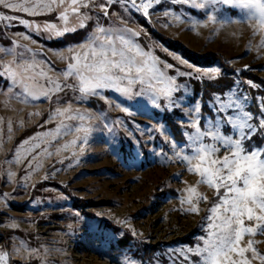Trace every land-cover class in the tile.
I'll list each match as a JSON object with an SVG mask.
<instances>
[{"label":"rangeland","instance_id":"1","mask_svg":"<svg viewBox=\"0 0 264 264\" xmlns=\"http://www.w3.org/2000/svg\"><path fill=\"white\" fill-rule=\"evenodd\" d=\"M40 2L27 0L28 5ZM151 2L147 16L132 8L128 0H77L79 16L72 13L71 0H64L55 11L44 9L35 16L0 8V12L34 26L28 28L19 20L0 22V48L23 53L53 79L63 80L60 73L67 60L60 57H70L69 49H79L103 26L139 33L133 37L135 42L158 58L166 76L174 77L179 85L171 100L157 99L159 107L148 96L127 99L112 90L94 96L66 89L50 98L18 97L20 89L2 74V64L14 57L0 53V252L8 253L0 264H187L183 250L200 243L215 193L175 159L172 141L186 142L196 105L207 126L216 115L217 96L227 99L243 94L247 97L243 106L250 111L252 91L259 114L250 112L258 120L264 115V91L252 82H240L237 75L224 73L217 64L198 65L187 60L152 32L200 56L221 54L232 67L264 80V30L254 32L249 22H240L241 10L222 0ZM101 5L106 6L107 15ZM65 8L68 26L76 31L61 35L56 30L45 31V25L63 28L58 16ZM213 15L215 22L208 19ZM80 20L85 25L82 28ZM35 25L40 26L39 31ZM79 32V41L51 46ZM222 75H229L234 84L223 94H213L204 114L192 79L212 80ZM69 106L72 115L88 114L83 122L91 126L87 143H81L83 132H75L81 121L55 113L57 108ZM168 120L179 127L180 137L174 136ZM36 144L40 147L34 148ZM246 147L264 149V132L258 131ZM189 187L207 197L200 200L198 213L181 203ZM249 239L258 241L255 247L264 254V235H245L241 246ZM138 244L153 247L150 260L139 258ZM247 255L251 259L252 254ZM251 264L261 261L253 259Z\"/></svg>","mask_w":264,"mask_h":264},{"label":"snow or ice","instance_id":"2","mask_svg":"<svg viewBox=\"0 0 264 264\" xmlns=\"http://www.w3.org/2000/svg\"><path fill=\"white\" fill-rule=\"evenodd\" d=\"M128 2L136 11L142 10L145 16L153 6L151 0L147 3L142 0L139 4L136 0ZM159 2L160 0H156V3ZM222 2L240 9V22H249L254 32L264 30V0ZM63 5L64 0H59V3L57 0H42L31 5H28L27 0L19 3L15 0H0V8L23 12L29 16L43 14L44 9L52 12ZM76 5L77 0H71L72 13L79 16L80 9ZM197 6L203 8L205 5ZM101 8L107 15L106 6L101 5ZM58 19L64 22L63 28L45 25L44 30H56L57 35L76 31L75 27L68 26L67 8L59 12ZM208 19L215 22L216 17L213 15ZM14 20H19V23L28 28L34 27L26 19L0 12V22ZM84 26L83 20H80L79 27ZM35 29L39 31L40 26L35 25ZM138 35L139 33L129 29L113 31L98 26L91 38L80 45L79 49H69L72 53L70 57H60L61 60H67L66 68L60 73L62 81L53 79L44 68L39 67L34 60L30 61L23 53L0 48V53L14 57L2 64V74L12 80L14 88L20 89L18 97L39 99L42 95L50 98L66 89L79 92L82 96H94L103 90H112L127 99L148 96L152 104L159 107L157 99L163 96L171 100L173 93L179 91V85L175 83L174 77L166 76L158 58L151 56L135 42L133 37ZM261 45L264 46V41ZM171 67L172 65H164V68ZM246 100L247 97L243 94L227 99L217 96L216 115L207 126L202 123L200 107L196 105L191 113L193 118L188 124L190 130L185 133L186 142L177 144L172 141L175 159L183 163L188 172L198 175L199 182L212 189L216 197L208 209L205 218L207 224L204 235L199 238L200 243L183 250V258L187 264H251L257 258L264 264V254L255 247L258 241L249 239L246 246H241L245 235H264V149L246 147V142H250L258 131L264 132V115L256 120L250 111L245 110L242 101ZM261 110L264 112V100L261 102ZM71 112V106L55 110L57 116L81 121L75 126V132H83L81 143H87L91 126H86L83 122L89 118L88 114L77 112L72 115ZM65 128L72 131L67 126ZM59 131L58 128L57 132ZM47 135L46 133L45 136ZM71 143L75 145L77 141L73 140ZM39 147V144L34 146ZM185 192L187 195L181 203H187L191 212L198 213L200 200L206 201L207 197L200 195L196 187H189ZM249 252L252 254L251 259L247 255ZM7 256L8 253L0 252V261H5ZM192 256L198 259L192 261Z\"/></svg>","mask_w":264,"mask_h":264},{"label":"trees","instance_id":"3","mask_svg":"<svg viewBox=\"0 0 264 264\" xmlns=\"http://www.w3.org/2000/svg\"><path fill=\"white\" fill-rule=\"evenodd\" d=\"M152 36L165 42L173 50L179 51L182 54V56L189 61H192L198 65L209 64L211 66L213 64H217L224 70V73L231 74V75H237V79L240 80V82H244V81L252 82L256 84L257 86H259L260 89L264 91V80L262 78H257L250 74H246L241 69L232 67L229 64L228 59L222 56L221 54L208 53V54L200 56V55L189 52L183 45L172 42L166 37L160 36L156 34L155 32H152ZM81 37H82L81 32H79L78 34H69L65 38L60 40L59 42L51 44V46L52 47H62L67 44H71V43H75L79 41ZM233 84H234V80L229 75H222L212 80L200 79V78L192 79V82H191L192 89L194 93L199 96L202 113L205 114L209 111L208 102L211 100V97L213 94H223L225 91L229 90L233 86ZM252 93L253 92L251 91L250 111L254 115H257L259 114L258 101H257L255 94L253 95ZM168 126L170 127L172 133H174V136L176 138L180 137V132H179L180 130L176 124L168 120ZM149 204L150 202L146 198V203L144 205L148 207ZM135 243L137 246L138 242H135ZM138 245H139L138 253L140 254L139 258L142 261L150 260L153 254V247L143 245V244H138Z\"/></svg>","mask_w":264,"mask_h":264}]
</instances>
